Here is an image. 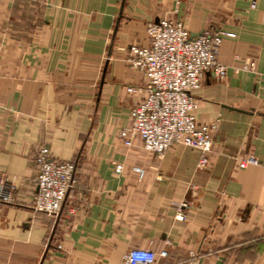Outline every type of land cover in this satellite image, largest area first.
I'll return each instance as SVG.
<instances>
[{
	"label": "crops",
	"instance_id": "1",
	"mask_svg": "<svg viewBox=\"0 0 264 264\" xmlns=\"http://www.w3.org/2000/svg\"><path fill=\"white\" fill-rule=\"evenodd\" d=\"M175 2L0 0V180L13 186L0 264H119L132 248L166 250L155 264H264V0H178L191 35L235 34L218 54L226 78L206 72L194 94L195 119L219 120L205 166L195 148L158 157L119 138L144 96L126 90L145 81L127 48ZM41 146L76 165L58 218L33 208ZM248 153L257 163L241 168Z\"/></svg>",
	"mask_w": 264,
	"mask_h": 264
},
{
	"label": "built area",
	"instance_id": "2",
	"mask_svg": "<svg viewBox=\"0 0 264 264\" xmlns=\"http://www.w3.org/2000/svg\"><path fill=\"white\" fill-rule=\"evenodd\" d=\"M174 8L155 21L146 24L148 43L132 44L127 48L125 58L128 66L144 77L142 85H128V93L144 96L130 110V124L122 127L119 138L126 147L139 138L144 149L161 157L174 145H184L200 151L198 166L208 162L212 137L218 130L219 120L210 123L198 122L194 111L197 107L195 92L201 87L204 74L209 72L216 80L227 76V66L218 60L224 37H234L233 32L205 28L197 35H191L182 20L177 19V2ZM255 2H251L254 7ZM241 70H253L254 62H246ZM253 154H246L239 161L241 168L256 164ZM34 184L36 192L33 208L53 218H58L65 198L73 188L76 165L74 162L59 161L50 155L47 146H41L35 153ZM121 165L116 166L119 171ZM141 176L143 170L133 167ZM7 192H3V189ZM11 183L0 180V200L11 202ZM60 247V245H58ZM196 260L198 254L189 252ZM166 250L158 253L144 248L127 250L119 264H155L157 257H165ZM98 264V263H91Z\"/></svg>",
	"mask_w": 264,
	"mask_h": 264
}]
</instances>
